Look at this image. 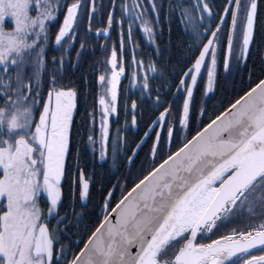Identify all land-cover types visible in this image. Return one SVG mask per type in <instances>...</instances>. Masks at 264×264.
<instances>
[{"label": "snow or ice", "instance_id": "1", "mask_svg": "<svg viewBox=\"0 0 264 264\" xmlns=\"http://www.w3.org/2000/svg\"><path fill=\"white\" fill-rule=\"evenodd\" d=\"M91 2L89 32L96 12L95 0ZM112 6L108 26L96 32L110 37L114 23L121 29L119 54L113 45L98 76V137L97 112L89 113L88 144L93 153L98 149L101 160L110 143L113 159L126 143L120 128L114 137L110 131L126 72L124 25L129 42L134 27L152 45L163 34V5L157 0H121L119 20L115 0ZM258 7V0H226L213 14L208 0H169L165 14L169 30L175 17L198 52L173 85L182 106L174 117L169 104L144 133L146 138L155 133L150 149L155 166L127 194L122 189L114 206V192L109 191L100 209L102 218L85 233L86 239L65 244L69 237L61 225L68 216L60 215V207L65 198L63 181L72 176L67 159L77 91L62 82L63 67L65 54L79 36L86 5L84 0H0V264H264V78L209 117L207 124L197 119L195 134L188 138L195 115L194 91L202 85L205 96L214 91L221 59L225 72L233 66L246 67L256 42ZM60 15L54 44L63 54L59 60L52 57L57 68L49 72L50 26ZM9 20L10 29L5 26ZM213 20L218 21L214 26ZM85 43L80 42L77 63ZM155 50L159 53L158 45ZM131 62L132 86L150 96L158 71L155 62L137 60L135 49ZM156 91L155 103L163 107ZM137 108L136 100L130 109L127 100L123 102L132 127L137 126ZM205 113L201 106L199 115ZM181 132L173 151L174 137ZM165 133L167 152L157 163ZM144 143L142 139L135 145L130 162ZM76 173L71 187L73 191L78 187L84 200L91 177L79 167V153ZM241 218L246 219L244 226L233 227ZM222 228L230 230L213 239Z\"/></svg>", "mask_w": 264, "mask_h": 264}, {"label": "flooded vegetation", "instance_id": "2", "mask_svg": "<svg viewBox=\"0 0 264 264\" xmlns=\"http://www.w3.org/2000/svg\"><path fill=\"white\" fill-rule=\"evenodd\" d=\"M163 2V0H157ZM117 7L115 8V19L119 20L121 18V13L119 9V4L121 0H115ZM259 4V0H258ZM91 0L88 4V13H90ZM110 11H113V6L111 4ZM109 11V12H110ZM167 9L161 11V26L167 24L165 22V14ZM108 12V13H109ZM83 13V12H82ZM108 13L105 11L96 10L91 21V32L88 29V18L87 15L82 16L79 21V36L75 42L74 48L71 49L67 54H65V64L63 67V83L67 84L77 91L76 108L73 111V125L70 138V155L67 159V164L70 166L69 171L72 173L71 177H66L63 181V188L65 193L64 203L60 207V215L64 216L67 214L68 219L61 225V228H65L69 239H66L65 244H71L73 241L83 237L86 239L85 233L90 229H93L98 223L100 217V209L104 202L102 201V193L104 198L107 197L109 191L114 192L112 197L113 206L116 201L121 198L122 189L123 194H125L130 188L126 189L129 182V176L135 175V172L140 174V169H144L142 164L141 154L143 151L148 150L149 156H151L150 149L155 140V133H151L146 139V143L143 144L141 149H139L138 154L130 162L128 157L133 155L132 150L135 145L140 143L144 138V133L148 131V127L152 126V121L156 119L160 111H163L165 107L169 106V101L165 102V107L162 109L161 106L155 103L157 96V89L160 93V99H170L174 100L178 98L176 95V88L173 86L178 84L179 77L182 75L187 68L180 74L176 73V67H183L184 60L176 59L175 54H173V48L169 44H166V39L163 34L158 35L156 39V45L159 46V53L156 52V45L149 44L146 37L142 31L134 27L132 34V42H129L127 38V24L124 25V44L125 51L123 53V58L125 61L126 72L123 77H121L120 84V95L117 102L118 115L113 114L110 117V131L111 135L114 137L116 135V129H121V137L126 139V143L123 146L122 151H120L116 158L113 159L111 152V143L109 144L108 153L105 159L101 160L99 157V151L93 153L88 144L89 129L92 126L91 117L89 113L94 109L97 112L96 116V133L99 135V108L96 101V93L98 91V76L105 67L103 61H105L111 53L113 45L117 46L119 54V43H120V32L121 29L117 24H113L110 29V37H105L103 34L96 35L97 29H104L108 26L107 19ZM260 13V8L258 7V17ZM264 13V9H263ZM62 15L58 16L56 22L50 26L51 42L46 51V58L48 60L47 68L48 71H54L57 66L51 63V59L55 56L58 60L63 54V50H58L54 44L55 34L58 32L59 25L62 23ZM256 34V33H255ZM210 35V34H209ZM81 40L86 41L85 48L79 58V63H77L76 52L80 50ZM207 42L206 40L204 41ZM104 46V47H102ZM133 49H135V55L137 60H144L146 63L149 60L155 62L158 69L155 74V78L151 80V85L153 91L151 95L144 94L142 96L141 89L139 86L133 87L131 84V72L135 69V65L132 64V54ZM198 55V54H197ZM264 57V55H263ZM264 59V58H262ZM194 62V61H192ZM75 65V66H74ZM166 66L170 68V72L160 71V67ZM191 66V63L188 67ZM138 71L143 74V69H138ZM218 75V74H217ZM264 78V77H263ZM47 79V77H45ZM206 79V73H205ZM163 82V83H162ZM162 83V84H161ZM162 85V86H161ZM161 86V87H160ZM203 85L194 91V96L198 92L199 96L203 98H208L204 95ZM197 93V94H198ZM127 100L128 108H131V101H137V126H131V114L125 117L123 110V102ZM169 103V104H168ZM182 106V105H181ZM152 115L149 119L151 122L148 127L139 134L140 125L145 121L148 115ZM127 119L128 125L125 127V120ZM156 131H159V127L156 126ZM77 153H79V167L83 168L86 175L91 177L89 195L86 199L81 200L79 195V188L76 187L73 191L71 185L72 180L75 179L76 173V162ZM134 163H141L137 168ZM97 191L100 193L99 198L96 200ZM104 191V192H103ZM99 211L97 210L98 201ZM43 206V201H42ZM246 222L245 218H241L233 227L242 228ZM55 224V221H52ZM230 228H222L213 239L217 238L220 234H226ZM82 247V245H80ZM259 255V253H254ZM69 258H71L69 256Z\"/></svg>", "mask_w": 264, "mask_h": 264}, {"label": "trees", "instance_id": "3", "mask_svg": "<svg viewBox=\"0 0 264 264\" xmlns=\"http://www.w3.org/2000/svg\"><path fill=\"white\" fill-rule=\"evenodd\" d=\"M72 2V0H69ZM226 0H208L209 6L212 9L213 14L222 10L223 5ZM158 4L163 5V9H167L169 7V0H163V2L157 1ZM84 4L86 5V9L81 11H85L84 13H88V4L89 0H84ZM96 10L105 11L108 13L110 11V7L112 4V0H95ZM259 8L260 13L256 25V34H255V43L251 46L252 55L249 57L247 61L246 67L242 66L241 68H236L235 66L228 72H225L223 68L222 59L218 64V75L217 82L213 92H210L208 98H203L199 96V93L194 96V117L191 121V129L192 131L189 133L188 138H191V135L195 134V130L197 127V119L202 120L204 124H207L209 121V117L214 118L216 114L223 111L225 108L229 106L231 102H234L235 99H238L240 95H243V92L248 89L250 84H254L258 78L264 77V0H259ZM230 22V21H229ZM213 26L218 23L217 20L212 21ZM163 28L165 30L164 36L166 39V44H169L170 47L173 48V54H175L176 59L184 60L183 67H176V73L180 74L183 72L189 64L193 61L192 57L197 55L196 47L194 45L193 39L191 35L185 32L183 25H181L175 17L172 18V23L169 30L168 24H163ZM191 46V48H190ZM187 66V67H186ZM160 71L170 72V68L166 66L160 67ZM251 74L252 80L249 81V75ZM163 83V82H162ZM161 83V84H162ZM162 86V85H161ZM160 86V87H161ZM161 103L163 105L162 109L166 106L165 102L169 101L172 105L173 116L177 115V109L182 105V99L176 98L174 100L161 98ZM168 103V104H169ZM203 106L206 109V113L203 117L199 115V110ZM152 115H148L144 122L140 125V133H142L151 122L149 119ZM177 128H179V124L177 121ZM183 132L179 134V136L174 137L172 150L175 151L178 146V140L182 138ZM161 149L157 154V163L158 159L161 158L167 152V143H166V133L164 134V138L161 141ZM142 164L144 165V169H140V174L135 172V175L129 176L128 186L126 189L130 188L135 182H137L140 178L143 177L147 173L151 167L155 166L153 164L151 156H149V151H143L141 154ZM141 164V163H140ZM139 163H134L137 168L140 166ZM104 192V191H103ZM96 200L99 198L100 193L97 191ZM102 201L104 200V195L102 193ZM97 205V210L99 211V202Z\"/></svg>", "mask_w": 264, "mask_h": 264}, {"label": "rangeland", "instance_id": "4", "mask_svg": "<svg viewBox=\"0 0 264 264\" xmlns=\"http://www.w3.org/2000/svg\"><path fill=\"white\" fill-rule=\"evenodd\" d=\"M82 12L84 13L85 11H82ZM85 15H87V13H85ZM5 26H6V28H9V29H10V28L12 27V22H11V20H9L8 23H7ZM98 126H99V122H98ZM160 159H161V158H159L158 161H160Z\"/></svg>", "mask_w": 264, "mask_h": 264}, {"label": "water", "instance_id": "5", "mask_svg": "<svg viewBox=\"0 0 264 264\" xmlns=\"http://www.w3.org/2000/svg\"><path fill=\"white\" fill-rule=\"evenodd\" d=\"M92 11V2H91V6H90V12ZM94 34H96V33H94ZM97 35V34H96ZM159 131H161V129L159 128ZM147 138L146 137H144L143 138V140H146ZM139 151V150H138Z\"/></svg>", "mask_w": 264, "mask_h": 264}]
</instances>
